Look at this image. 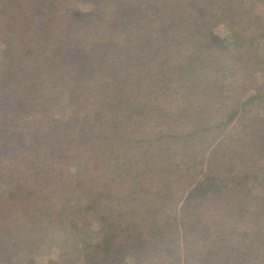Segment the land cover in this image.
Wrapping results in <instances>:
<instances>
[{
    "label": "trees",
    "instance_id": "trees-1",
    "mask_svg": "<svg viewBox=\"0 0 264 264\" xmlns=\"http://www.w3.org/2000/svg\"><path fill=\"white\" fill-rule=\"evenodd\" d=\"M78 1L0 0V262L264 264V0Z\"/></svg>",
    "mask_w": 264,
    "mask_h": 264
},
{
    "label": "rangeland",
    "instance_id": "rangeland-1",
    "mask_svg": "<svg viewBox=\"0 0 264 264\" xmlns=\"http://www.w3.org/2000/svg\"><path fill=\"white\" fill-rule=\"evenodd\" d=\"M74 4L82 10H88L92 6V0H80L76 3L74 2ZM62 12L65 15H69L70 11L69 10H63ZM255 12L264 13L263 5L257 4L255 6ZM215 30L221 36H226L228 34V30L224 25H222V26L218 25L215 28ZM94 230L95 229H93L91 232L89 231L87 233L80 234L78 236V244L79 245L78 244L77 245L79 247H86L87 248L90 243H97V241L100 240L101 235H100V233H98L97 230L96 231H94ZM60 244L61 243H59V245H58V243H57V244L53 245L50 249L47 247H44V246H39L34 253L35 264H46L47 262H50V260L51 261L55 260V262H59L61 259V256H62V251H63L62 250L63 245L60 246ZM68 249H73V247H71L69 245ZM0 264H2V262H0Z\"/></svg>",
    "mask_w": 264,
    "mask_h": 264
}]
</instances>
